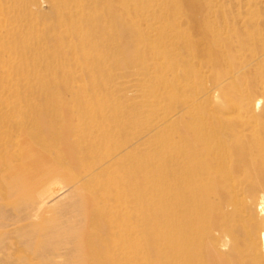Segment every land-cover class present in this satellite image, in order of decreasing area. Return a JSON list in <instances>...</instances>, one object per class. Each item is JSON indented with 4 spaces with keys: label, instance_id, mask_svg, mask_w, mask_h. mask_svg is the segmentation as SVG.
I'll list each match as a JSON object with an SVG mask.
<instances>
[{
    "label": "bare ground",
    "instance_id": "obj_1",
    "mask_svg": "<svg viewBox=\"0 0 264 264\" xmlns=\"http://www.w3.org/2000/svg\"><path fill=\"white\" fill-rule=\"evenodd\" d=\"M61 1L77 6L62 12L68 18L66 28L78 37L86 34L85 28L103 30L107 24L110 28L116 24L117 15H126L121 24L137 30L145 21L132 19L125 6L152 0H95L92 11L81 5L84 0ZM122 2L126 3L122 9L113 10V3ZM248 2L250 11L252 3ZM202 13L187 20V29L189 34L207 39L211 48L206 55L215 69L224 64L232 68L224 71L209 92L214 99L230 98L226 110H175L145 137L132 142L137 144L133 148L132 144L118 142L126 125L120 118L99 121L111 107L108 104L113 96L98 101L96 107L93 100L83 97L76 102L77 114L68 105L59 111L57 124L43 125L33 120L40 129L34 140L41 144L39 148L34 149L27 140L22 144L18 141L30 160L21 184L28 186L35 201L28 218L37 216L56 197L53 187L60 173L53 164L52 152L59 163L68 160L82 171L76 187L83 190L96 183L83 213L88 219L91 213L101 216L90 220L96 230L106 224L102 232L108 238L105 250L98 252L85 244L77 249L85 257H95V264H264V20L239 13V23L256 21L253 28L240 31L230 26L231 18L223 14L225 27L220 29L212 14L207 17ZM9 33L0 25L2 37ZM188 37L182 32L168 43L194 41ZM71 41H62L61 48L69 44L73 47ZM2 50L9 56L2 65L13 63L12 54L17 55V50ZM91 55L89 49L75 52L78 60ZM60 57L63 59V55ZM17 129L25 131L26 125ZM2 138L0 134V145L4 146L7 143ZM46 139L54 140L53 144L43 145ZM153 139L157 159L137 163V148ZM11 156L6 152L5 159ZM118 172H124V176L116 175ZM113 201L117 205L114 213L110 210ZM121 235L126 237L123 244L119 243Z\"/></svg>",
    "mask_w": 264,
    "mask_h": 264
},
{
    "label": "rangeland",
    "instance_id": "obj_2",
    "mask_svg": "<svg viewBox=\"0 0 264 264\" xmlns=\"http://www.w3.org/2000/svg\"><path fill=\"white\" fill-rule=\"evenodd\" d=\"M251 3L250 11L248 0H152L128 2L126 6L124 2L113 3V10L125 6L132 19H141L145 24L137 30L128 29L121 24L126 15H117L116 24H110V28L109 24L103 30L85 28L86 34L77 37L66 28L68 18L62 12L66 8L74 10L77 6L73 3L0 0V25L10 32L5 37L0 35V134L7 143L0 145V264H95V257L83 256L78 247L85 244L102 252L108 239L102 233L105 223L96 230L90 222L101 216L91 213L88 219L83 213L96 183L83 190L76 187V181L83 177L82 171L68 160L59 163L54 152L53 164L60 173L59 182L53 187L56 199L37 216L28 218L35 201L28 186L21 184L30 160L18 141L22 144L27 140L34 149L41 146L34 141L40 129L33 120L43 125L57 124L59 111L65 105L77 114L79 98L93 100L96 107L98 101L113 96L108 104L111 107L99 121L108 123L120 118L126 125L117 141L130 145L175 110H226L230 98L214 99L209 92L217 86L224 71L232 68L224 64L225 67L215 69L206 55L211 48L207 39L189 34L186 23L202 11L207 17L212 14L220 29L225 27L223 14L231 18L229 25L240 31L253 28L256 21L239 23L236 19L240 13L264 20V0ZM81 5L92 11L96 1L84 0ZM104 18L108 20L109 16L105 14ZM182 32L194 41L168 43ZM64 40H72L73 47L69 44L61 48ZM164 43L168 45L164 47ZM7 47L15 48L17 55L13 53V63L4 66L2 63L8 62L9 56L2 48ZM86 49L92 52L91 58L78 60L75 52ZM61 55L63 59L59 60ZM262 101L264 106V98ZM21 124L26 125L25 131L17 129ZM53 142L46 139L42 144ZM134 143L133 148L137 145ZM6 152L12 155L8 160ZM157 154L155 139L143 141L136 150V161L139 164L154 161ZM116 175L123 177L124 172ZM116 206V202L110 203L112 213ZM121 223L125 227L126 221ZM125 240V235L119 237V243Z\"/></svg>",
    "mask_w": 264,
    "mask_h": 264
}]
</instances>
